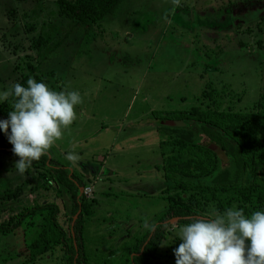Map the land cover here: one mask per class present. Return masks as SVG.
<instances>
[{"label":"rangeland","instance_id":"374dc122","mask_svg":"<svg viewBox=\"0 0 264 264\" xmlns=\"http://www.w3.org/2000/svg\"><path fill=\"white\" fill-rule=\"evenodd\" d=\"M55 10L53 0H0V94L29 56L54 90L81 94L78 119L48 154L91 187L83 240L89 263L100 264L104 251L144 232L167 207L170 194L159 182L161 113L214 105L213 98L220 108L247 109L264 92V48L257 44L264 43V0H181L174 11L170 0H123L41 58L34 42L41 25L65 21ZM73 151L75 165L66 159ZM18 159L0 148V221L23 205L56 201L66 225L70 193L45 188L33 167L20 175ZM11 191L16 195L7 197ZM170 221L149 264H176L182 241L172 225L184 224ZM20 246V232L0 233V264H21ZM25 264L67 263L56 248Z\"/></svg>","mask_w":264,"mask_h":264},{"label":"trees","instance_id":"16d2710c","mask_svg":"<svg viewBox=\"0 0 264 264\" xmlns=\"http://www.w3.org/2000/svg\"><path fill=\"white\" fill-rule=\"evenodd\" d=\"M122 1L53 0L55 13L65 21L41 25L34 41L38 49L42 48L41 58L55 51L77 25L91 27L108 13L113 14ZM257 44L264 48L260 40ZM23 62L24 65L18 67L17 82L27 87V80L35 78L53 89L32 56ZM12 102V97L0 101V120L8 118ZM212 104L205 107L195 104L161 113L163 119L184 122L182 126H158L165 134L159 140L163 160L159 182H162V193L170 194L167 207L151 225L155 226L154 230L148 227L142 233L131 234L119 248L109 253L104 251L103 257L95 253V258L100 257V264H111V257L116 254L122 256L117 264H149L169 233L170 220L174 217L178 223L187 224L194 217L205 215L211 206L221 213L235 206L243 209L246 216L254 209L264 211V92L247 109L220 108L215 98ZM154 117L158 115L154 113ZM215 147L224 151L226 160L219 157ZM0 148L15 156L13 145L3 130H0ZM31 167L37 171L45 188H55L58 194L64 190L70 193L72 205L67 224L61 221L62 213L56 201L34 202L3 218L0 233H21L20 250L16 251L17 257L22 256L21 264L56 248L62 251L67 264H90L83 240L84 216L92 210L85 202V180L49 154L33 162ZM14 195L15 191H11L6 196ZM78 208L80 211L73 220Z\"/></svg>","mask_w":264,"mask_h":264},{"label":"clouds","instance_id":"9594fccd","mask_svg":"<svg viewBox=\"0 0 264 264\" xmlns=\"http://www.w3.org/2000/svg\"><path fill=\"white\" fill-rule=\"evenodd\" d=\"M173 11L181 0H170ZM13 98L8 118L0 120V130L13 145V154L19 157L15 168L24 175L42 157L48 155L54 144L63 138L75 120L76 107L83 103L79 91H56L35 78L12 84L0 94V100ZM10 130V131H9ZM72 165L80 157L74 151L66 155ZM154 230L155 226L145 225ZM173 229L179 238L174 249L176 264H264V211H253L246 216L235 206L223 213L215 206L192 222Z\"/></svg>","mask_w":264,"mask_h":264},{"label":"water","instance_id":"95a60500","mask_svg":"<svg viewBox=\"0 0 264 264\" xmlns=\"http://www.w3.org/2000/svg\"><path fill=\"white\" fill-rule=\"evenodd\" d=\"M161 121H163V124H168L170 126H182L184 124L183 121L179 120V119H173V118H168V119H162ZM215 151L217 152V154L219 155L220 158L226 160V155L224 153V151L219 148V147H215ZM80 211V208H78V210L76 211V213L73 216V220H75L78 212ZM172 219H177V217H174Z\"/></svg>","mask_w":264,"mask_h":264},{"label":"built area","instance_id":"2783aa9c","mask_svg":"<svg viewBox=\"0 0 264 264\" xmlns=\"http://www.w3.org/2000/svg\"><path fill=\"white\" fill-rule=\"evenodd\" d=\"M83 193L86 195L88 193H91V187L90 186H84Z\"/></svg>","mask_w":264,"mask_h":264}]
</instances>
